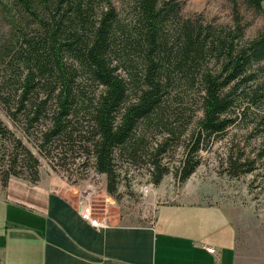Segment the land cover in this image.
<instances>
[{"label":"trees","instance_id":"16d2710c","mask_svg":"<svg viewBox=\"0 0 264 264\" xmlns=\"http://www.w3.org/2000/svg\"><path fill=\"white\" fill-rule=\"evenodd\" d=\"M11 2L0 106L53 169L91 161L115 197L123 166H145L157 186L179 149L172 172L184 183L200 153L237 123L246 121L248 140L264 138V32L244 41L239 28L182 19L179 0ZM234 138L220 159L225 174L264 182V151L250 157ZM0 143L11 148L2 154L1 186L11 177L38 182L39 160L1 120Z\"/></svg>","mask_w":264,"mask_h":264},{"label":"crops","instance_id":"0c3cea01","mask_svg":"<svg viewBox=\"0 0 264 264\" xmlns=\"http://www.w3.org/2000/svg\"><path fill=\"white\" fill-rule=\"evenodd\" d=\"M39 177L0 183V264H238L236 231L222 206L161 204L148 225L108 222L97 230L77 213L82 192L53 172Z\"/></svg>","mask_w":264,"mask_h":264},{"label":"rangeland","instance_id":"374dc122","mask_svg":"<svg viewBox=\"0 0 264 264\" xmlns=\"http://www.w3.org/2000/svg\"><path fill=\"white\" fill-rule=\"evenodd\" d=\"M179 1L182 19H191L216 30L239 28L244 41L264 32V4L259 10H254L246 7L243 0ZM13 7L11 0H0V71L3 67L2 54L14 34ZM189 99L185 102L193 110L197 105L193 103L192 93ZM0 120L39 160V173L53 172L64 178L76 191L90 192L96 216H106L109 223L139 226L150 224L161 204L195 200L216 204L224 207L231 215L236 231L238 264H264V182L260 177L255 178L254 174L230 178L220 166V159L225 157L233 135L234 145L239 143L240 148L245 146L246 155L253 157L264 151V144H261L264 138H246L249 130L245 128L246 121L230 128L227 138L215 142L210 150L202 151L200 165L184 183H179L172 172L182 156L181 151L177 149L172 153L171 159H167L171 171L159 185L154 186L149 181L145 166L129 167L127 173L124 172L126 166H123L117 192L115 197H111L106 193L104 177L94 171L91 161L87 163V167L70 161L64 169L57 167L55 170L54 165L39 154L33 143L21 133L20 128L10 121L1 106ZM4 145L0 143V169L7 168V158L3 155L2 159L3 152H11V148L6 143ZM263 161L264 159L261 160ZM261 171L264 175V167Z\"/></svg>","mask_w":264,"mask_h":264},{"label":"built area","instance_id":"2783aa9c","mask_svg":"<svg viewBox=\"0 0 264 264\" xmlns=\"http://www.w3.org/2000/svg\"><path fill=\"white\" fill-rule=\"evenodd\" d=\"M82 199L77 203L76 210L80 218L88 222L89 225L94 229H102L108 227V220L106 216L100 218L93 216L92 208V194L90 192H83ZM207 253L214 254V248L210 247L206 249Z\"/></svg>","mask_w":264,"mask_h":264}]
</instances>
